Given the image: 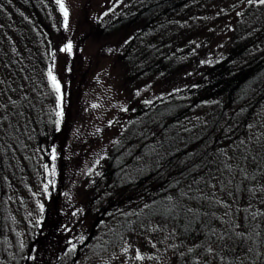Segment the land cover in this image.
<instances>
[{"label":"trees","instance_id":"obj_1","mask_svg":"<svg viewBox=\"0 0 264 264\" xmlns=\"http://www.w3.org/2000/svg\"><path fill=\"white\" fill-rule=\"evenodd\" d=\"M45 1L58 7L55 0ZM123 1L125 7L97 33L109 36L134 28L130 39L115 48L124 69L123 90L131 94L121 114L128 119L91 181L78 219H89V228L73 242L64 239V249L68 243L77 251L95 244L99 264H132L130 257L137 253L146 264H167L171 257L178 264H203L205 258L211 264H264V5L248 0H119L117 6ZM43 2L0 0V8L17 13L3 8L19 25L14 42L24 49L36 41L37 29L45 31ZM35 52L32 68L39 77L44 59ZM15 61L9 57L5 62L12 98L20 77L17 68H27L20 61L14 67ZM150 79L164 92L158 98L145 99L146 89H133ZM1 101L0 240L6 218L22 213L46 184L47 190L54 185L49 172L59 131L55 102H50L53 112L42 116L44 102H19L16 108L18 102ZM32 145L38 146L37 153L34 148L29 152ZM236 154L232 165L238 164L231 171L228 161ZM14 169L16 177L10 178ZM255 197L262 201H252ZM44 214L40 222L26 224L21 250L11 251L5 235L0 242L8 249L0 252V264L49 263L55 256L53 228H44ZM213 229L217 235L235 230L245 238L234 239L233 250L218 249ZM62 233L68 238L74 234L72 228ZM125 244H130L126 262L111 260ZM209 246L217 250L215 259L205 253ZM55 257L59 264L60 256Z\"/></svg>","mask_w":264,"mask_h":264},{"label":"rangeland","instance_id":"obj_2","mask_svg":"<svg viewBox=\"0 0 264 264\" xmlns=\"http://www.w3.org/2000/svg\"><path fill=\"white\" fill-rule=\"evenodd\" d=\"M118 1L64 0L69 9L68 26L65 27L59 6L56 8L54 4L44 0L41 14L45 21L43 23L45 31L37 29L36 41L30 40L26 49L14 42V40L17 41L15 36L18 34L19 25L15 23L16 20L11 17V14L17 16V13L13 8L8 9L6 6H1L5 12L8 9V13H11L7 16L3 13L4 9L0 8L1 102H18L15 105L16 108H18L19 102H27L25 105L32 102L35 104L44 102L42 105L43 115L42 113L41 115L46 116L52 113V103L50 102H55L54 105H56V93L52 98L47 75L51 68L61 86V108L63 111L58 136L53 147L56 150L57 159L55 162L51 160L50 165L52 167L55 164L56 168V175L53 177L54 187H50L51 189L49 188L47 191L39 189L35 193L36 198L24 204L22 213L16 211L14 215L10 214V217L6 218L4 237L2 236L0 241L4 240L5 235L10 236L8 244L11 251H18L24 247L27 239L26 224H32L37 220L40 222L41 214L44 212L47 218L44 219L46 220L44 228L46 225H48V229L53 228V235L51 236L54 245L53 252L55 256L56 254L60 256L58 257L60 260H57L56 263L99 264L102 262L99 259V251L95 249L97 248L95 244L91 247L87 246V249L83 248V250L77 251V248L71 243L67 244L68 249H64L63 242L66 238L72 239L73 242L83 236L84 232H87L89 219L84 222H80L78 219L84 214L85 202L88 201L91 193L89 190L92 185L91 181L97 169L105 164L108 155L115 146V138L122 131H125V124L128 119L121 114L128 105L131 94L129 93L130 89L123 90L125 87L122 84L124 69L118 63L115 48L125 40L130 39L129 37L134 33V28L125 27L118 33L109 36L97 33V31L99 32L98 29L111 20L118 9L121 10L125 7L124 1L117 6ZM111 8L115 9L105 18L100 19ZM19 17L21 16L19 15ZM47 40L50 41L49 46L45 43ZM69 42L72 44L71 54L61 52L60 49ZM12 48L19 53L13 52ZM35 50H38L44 59L42 60L44 62L43 70H41L39 77L36 68H32L35 61L33 58L36 54ZM9 57L18 62H24L27 66V68L24 67L25 69L23 66L17 68L20 77L16 81L17 83H14L16 85L14 98L10 96L9 89H6L7 85L10 84L9 71L5 66ZM16 61L13 62L14 67L17 65ZM154 83L150 79L141 86L133 87V89L138 92L146 89L145 99L158 98L164 92L160 87H155ZM23 95H26L28 99L32 98V100L29 102L23 98H18ZM42 95L44 99H42ZM22 109L26 111L28 107L22 106ZM18 114H20V110L17 112ZM13 122L16 127V121L13 120ZM2 123L3 120H1ZM8 126H5V130ZM5 133L9 135L7 132ZM42 144L44 145L43 142ZM23 147L26 150V146ZM32 148H34L33 153H37L38 146H29L30 153H32ZM254 151L256 154L258 153L257 144ZM261 153L264 155L263 149H261ZM237 157L236 154L231 160L229 159L230 162L228 161L227 165L230 166L229 170L236 169L238 163L232 165V162ZM248 157L250 158L251 155L248 154ZM89 169L92 174L88 173L87 170ZM14 175L16 177L15 169L13 174L11 172L8 174L10 178ZM92 195L95 194L92 193ZM262 195L264 197V193ZM252 201L262 200L255 197ZM41 206H43V210H41ZM69 228H72L74 233L71 234L70 238L65 237L62 233ZM7 249L8 247L0 242V252ZM60 251L64 252L60 254ZM129 251L130 244H125L113 255L111 260L126 262L125 257L130 256L128 255ZM55 256L49 258L48 264H54ZM130 258L132 264H137V262L138 264H146L142 259ZM167 264H178V262L174 257L173 259L171 257V262H167Z\"/></svg>","mask_w":264,"mask_h":264},{"label":"snow or ice","instance_id":"obj_3","mask_svg":"<svg viewBox=\"0 0 264 264\" xmlns=\"http://www.w3.org/2000/svg\"><path fill=\"white\" fill-rule=\"evenodd\" d=\"M56 4L59 6V10L63 16V23H64V26L67 27L68 26V20H69V9L68 7L66 6L64 0H55ZM248 3L249 4H252V3H256V4H259V5H264V0H248ZM107 13H105L106 15ZM61 52H66V53H69L71 54L72 52V44L69 42L68 44H66L64 47H62L60 49ZM48 81H49V85L50 87L53 89V91L56 93V126H57V130H59V124H60V119L63 117V111H62V108H61V102H62V95H61V86H60V83L58 82L57 78L55 75H53V72H52V69L50 68L48 70ZM13 104H15V101L12 102ZM93 107H95V105H93ZM0 108H3V105H0ZM57 159V156H56V150L53 149L52 152H51V160L53 162H55V160ZM45 170L48 171V166L45 165ZM49 175L51 176H55L56 175V168H55V164H53V166L51 167V170L49 172ZM51 183L54 184V181H51ZM45 188V191H47V188H48V185L46 184L44 186ZM41 210H43V206H41ZM189 211H192V209H189ZM225 215H228V213H225ZM212 235H215L216 236V241H217V248L218 249H222V250H233L232 248V241L234 239L236 240H240L242 241L245 236H244V233H239V232H236L235 230H233L230 234H224V233H220L219 235L216 234L215 230L213 229L212 230ZM196 247H200V245H196ZM189 252H192L193 249L192 248H189L188 249ZM250 251V249H249ZM205 253L207 256H211L213 259L216 258L217 256V250L216 248H213L212 246H209L205 249ZM226 254V252H225ZM137 259H142V257L140 256L139 253H137ZM219 259L221 261L224 260V256L221 255L219 257ZM197 264H199V261L197 262ZM203 264H211V262L205 258L204 261H203ZM232 264H235V261L232 262Z\"/></svg>","mask_w":264,"mask_h":264}]
</instances>
